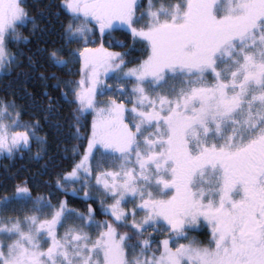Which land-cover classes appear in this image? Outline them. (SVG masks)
I'll list each match as a JSON object with an SVG mask.
<instances>
[{"label": "snow or ice", "instance_id": "1", "mask_svg": "<svg viewBox=\"0 0 264 264\" xmlns=\"http://www.w3.org/2000/svg\"><path fill=\"white\" fill-rule=\"evenodd\" d=\"M24 3L0 0V69L23 55L8 45L28 21ZM63 7L70 15L64 27L69 43H89L91 22L101 39L118 22L148 45L146 58L131 68L126 54L109 52L103 44L77 49L67 60L50 54L63 67L74 57L83 59L87 71L82 69L81 79L64 81L73 98L62 95L78 104L80 115L95 112L87 150L81 155L73 147L81 158L63 179L81 180L83 191L87 182L81 177H91L93 148L110 150L119 171L95 179L113 201L105 207L100 200L113 221H97L91 206L77 212L67 201L53 206L38 197L23 219L0 215V264H264V0H176L158 7L149 0V11L139 17L138 0H64ZM145 16L150 23L133 26ZM109 72L135 81L130 89L117 88L130 93L131 108L112 98L97 101L100 78ZM169 79H179L180 86L165 89ZM16 107L14 101L0 107V150L9 154L29 141L27 132L10 133L3 122L18 121ZM69 127L79 139L77 125ZM165 190L175 194L164 198ZM84 196L96 198L86 191ZM15 198L30 199L29 189L18 187ZM137 198L132 209L124 207ZM45 209H51L47 218ZM138 212L144 213L139 219ZM73 216L79 223L67 224ZM201 220L211 225V247L189 239ZM161 223L171 230L175 248L169 239H141L148 229L159 232ZM89 228L96 229L95 238ZM181 239L188 243H178Z\"/></svg>", "mask_w": 264, "mask_h": 264}, {"label": "trees", "instance_id": "2", "mask_svg": "<svg viewBox=\"0 0 264 264\" xmlns=\"http://www.w3.org/2000/svg\"><path fill=\"white\" fill-rule=\"evenodd\" d=\"M63 2L25 0L23 6L28 12V21L18 26L16 42L8 45L10 51H19L23 55L17 63L0 72V106L15 102V110L19 113L16 123L20 126L13 132H27L29 141L27 145L22 144L13 149L11 154L6 150L0 153V203L15 196L18 187H27L30 196L50 199L55 206L60 201H67L68 207L85 213L91 206L95 210V218L100 220L103 216L100 200L86 199L78 192L73 194L75 188L66 185L63 179L79 162L91 138L94 114L87 111L80 115L76 111L78 104L67 103L62 95L69 92L64 81L81 79L83 59L74 57L72 63L63 67L56 65L50 54L57 52L59 57L67 60L77 49L82 51L86 47H99L103 44L104 48L112 52L126 54L125 63L127 68H131L146 58L148 45L141 38L134 39L131 31L125 28L108 31L101 39L96 27L89 37V43L83 40L69 43L64 27L70 15L63 7ZM147 2L140 0L137 17L142 9H146ZM133 26L142 28L144 24L138 22ZM54 75L57 79L52 78ZM114 78H110L112 82L108 85L111 86L105 90L106 98L124 101V93L116 90L122 81H114ZM131 84L132 81H127L128 86ZM69 98H73L70 92ZM75 116H80L79 121L75 120ZM69 124L77 125L79 139L73 138L76 128H70ZM36 137L41 139L37 140ZM74 146L79 147L81 155L73 151ZM58 180L63 187L57 184ZM120 229L124 231L125 228ZM159 229V232L148 229L141 239L149 235L157 241L172 239L170 229L164 225H159ZM207 231H191L188 235L204 244H210L206 238Z\"/></svg>", "mask_w": 264, "mask_h": 264}, {"label": "rangeland", "instance_id": "3", "mask_svg": "<svg viewBox=\"0 0 264 264\" xmlns=\"http://www.w3.org/2000/svg\"><path fill=\"white\" fill-rule=\"evenodd\" d=\"M151 2L158 7L160 3H165L166 4V3H169V2H176V0H151ZM139 3H140V0H138V4ZM141 11H142L141 13L149 11V0L147 2L146 9H144V10L142 9ZM139 23L145 25L146 23H150V20H149V18L147 16H145L144 19H142L141 21H139ZM89 27L92 28V29H94L96 27L98 29V25H95L94 22L89 23ZM116 28H125V29L130 30L127 27V25H122V24H120L118 22L114 24V26H113V28L111 30H114ZM111 30H108V31H111ZM108 31H106V32H108ZM92 33L89 34V37L92 35ZM88 48H98V46L97 47H88ZM107 50L109 52H112L109 49H107ZM5 69H0V72H2ZM83 69H84V62H83ZM84 71H87V70L84 69ZM125 71H127V70H125ZM118 75H119V73H116L114 75L113 73L109 72L107 76H101V78H100L101 79V84L97 86V96H96L97 101H106V100H108L106 98V92H105V90L109 86H111V85H108V83L109 82H112L110 80V78H112V76H115L114 81H117V82L120 81L119 79L116 78V76H118ZM207 78L209 80H211V77L210 76L207 77ZM132 82H133V84L135 83V81H132ZM121 83L122 84H120V86H122L124 89H130L132 87V85H133V84H131V85L128 86L127 85V81H122ZM105 85H107L108 87L105 88L104 87ZM169 85H175V86L179 87L180 86L179 79H169L168 85H165L164 86L165 89ZM145 87L149 89V94L152 95L153 94V89L150 88L148 85H145ZM101 91H103V93H104L103 95H100V92ZM154 91L155 92H161L162 89L155 88ZM119 92H121V91H119ZM122 94L124 95L125 100L124 101H120V102H123L128 108H131L132 105L129 103L130 93L127 92V91H125V92H122ZM131 98L134 99V97H131ZM112 99H114V98H112ZM0 107H3V106H0ZM97 107H106V105L103 104V103H99V104H97ZM88 111L92 112L94 114V118H95V112L92 111L91 109H89ZM9 112L11 113V112H13V110L10 108L9 109ZM125 116L127 117L128 116V113H126ZM3 122L6 123V124H9V131H10V133H14L13 131L15 130L16 127H11V125L13 123H16V120H9L8 118H5ZM126 122H129L130 123V121H128L127 119H126ZM22 144L23 143H21V145ZM109 151L110 150L104 149L103 146H101L99 144L95 148H93V159L91 161V163H92L91 177L90 178H86V177H83V176L81 177L82 180H86V182H87V187H85L83 191H81V188L83 187V185L81 183V180H77L76 182H71V181L66 182V185H71L73 188H75L77 190L76 192H78L79 194L82 193L81 196H83L84 198H85L84 192L86 191L91 196L96 197L99 200L103 199L104 200L105 207L108 204H111L113 201L111 199H109L107 196L103 195V189H102V187L97 186V182H96L95 177L98 176L100 173L105 172V171H119V168H118V163L119 162L117 161L115 164L113 163L114 157L112 155H109L108 154ZM3 152H5V150H0V153H3ZM97 165H99V166H97ZM132 166H134V165H132ZM153 191H155V190H153ZM165 191L168 192V196H166L164 198H168L171 195H174L175 194L174 193V190H171V191L165 190ZM15 197H16V195L13 196V197H11V198H8L7 199V200H10L11 201V203H9L7 205V207H4V203H3L6 199L0 203V215L7 216V217H19V218L23 219V217L25 215L32 214V209L34 207V204H35V201H36L37 197H32L31 196L30 199H16ZM139 202H140L139 201V198H137L134 203L132 201H130L129 203L125 204L124 207L126 209H129L130 210V209H132L135 206V204H139ZM51 204L53 206H55L53 203H51ZM68 208H70V207H68ZM71 209H73V208H71ZM101 210H102V214H103L102 219L99 220V219L95 218L97 221H100V222H103L105 220L113 221V217L111 215H106L105 212H104V210L103 209H101ZM50 211H51V209H45L43 216L45 218H47L48 213ZM143 215H144L143 212H138L137 219H139V217L140 216H143ZM201 221H204V220H201ZM205 222H207V221H205ZM75 223H79V221L76 219L75 216L70 217L69 220L67 221V224H75ZM159 225H164L165 226V223H161ZM159 225H158V227H159ZM64 230H65L64 228L59 227L57 229V232H58L59 235H63ZM119 230L121 231L120 228H119ZM86 231H88L89 234L91 236H93V238H95V235H96V229L95 228H89V229H86ZM124 231H129V229L126 230V228H125ZM124 231H121V232H124ZM191 238L192 237L189 236V239H191ZM169 240H170V246L173 247V248H175L177 245L171 243V240L172 239H169ZM179 242H181L183 244H187L188 243V240L181 239V240L178 241V243ZM204 245L205 244L201 242V246H204ZM208 246L211 247L213 245L208 244ZM155 247H156V245L153 244V248H155ZM204 247H206V246H204Z\"/></svg>", "mask_w": 264, "mask_h": 264}, {"label": "flooded vegetation", "instance_id": "4", "mask_svg": "<svg viewBox=\"0 0 264 264\" xmlns=\"http://www.w3.org/2000/svg\"><path fill=\"white\" fill-rule=\"evenodd\" d=\"M204 229H208V235L206 236V238L208 239V241L207 242H209V241H211L212 240V235H211V225L208 223V222H205V221H201L200 222V224H199V228H198V230H196V231H202V230H204ZM204 246H206V247H210V246H208V244H205Z\"/></svg>", "mask_w": 264, "mask_h": 264}]
</instances>
